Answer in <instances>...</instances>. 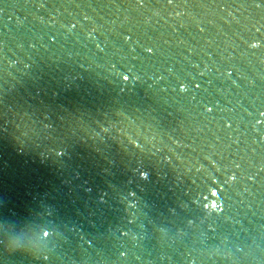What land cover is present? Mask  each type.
<instances>
[{"label":"water","instance_id":"1","mask_svg":"<svg viewBox=\"0 0 264 264\" xmlns=\"http://www.w3.org/2000/svg\"><path fill=\"white\" fill-rule=\"evenodd\" d=\"M0 264H264V0H0Z\"/></svg>","mask_w":264,"mask_h":264}]
</instances>
